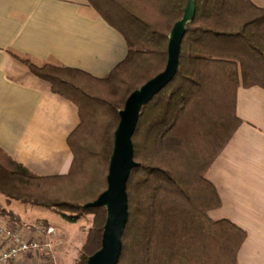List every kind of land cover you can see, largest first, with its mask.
I'll list each match as a JSON object with an SVG mask.
<instances>
[{
  "label": "trees",
  "instance_id": "16d2710c",
  "mask_svg": "<svg viewBox=\"0 0 264 264\" xmlns=\"http://www.w3.org/2000/svg\"><path fill=\"white\" fill-rule=\"evenodd\" d=\"M87 1L125 38L121 63L96 78L23 61L78 108L69 172L37 175L0 149L1 195L71 223L93 216L76 264H87L101 248L106 210L85 205L107 189L119 113L134 91L165 70L170 33L189 0ZM195 8L177 74L142 109L132 138L138 166L127 183L129 217L118 264H239L247 234L210 217L222 200L207 174L243 124L239 88L264 89V8L252 0H195ZM0 214L21 223L1 205Z\"/></svg>",
  "mask_w": 264,
  "mask_h": 264
},
{
  "label": "crops",
  "instance_id": "0c3cea01",
  "mask_svg": "<svg viewBox=\"0 0 264 264\" xmlns=\"http://www.w3.org/2000/svg\"><path fill=\"white\" fill-rule=\"evenodd\" d=\"M252 1L264 8V0ZM127 54L123 35L87 0H0V149L37 175L67 174L73 161L68 138L80 123L78 108L23 61L102 78ZM237 114L243 124L207 174L222 200L209 215L246 232L239 264H264V89L239 88ZM40 221L54 229L49 237L58 263L76 264L91 227L58 229ZM37 257L43 256L12 264H39Z\"/></svg>",
  "mask_w": 264,
  "mask_h": 264
},
{
  "label": "water",
  "instance_id": "95a60500",
  "mask_svg": "<svg viewBox=\"0 0 264 264\" xmlns=\"http://www.w3.org/2000/svg\"><path fill=\"white\" fill-rule=\"evenodd\" d=\"M195 10V0H189L183 18L175 24L170 33L165 70L134 91L119 113L120 121L114 135L107 189L97 200L85 205L86 208H104L107 214L101 248L89 257L87 264L119 263L123 249L122 237L129 217L127 183L131 171L138 166L134 161L132 138L142 109L170 84L177 74L186 26L194 19Z\"/></svg>",
  "mask_w": 264,
  "mask_h": 264
},
{
  "label": "built area",
  "instance_id": "2783aa9c",
  "mask_svg": "<svg viewBox=\"0 0 264 264\" xmlns=\"http://www.w3.org/2000/svg\"><path fill=\"white\" fill-rule=\"evenodd\" d=\"M53 232L52 227L42 223L21 225L0 214V264H12L29 255L54 258V245L48 239Z\"/></svg>",
  "mask_w": 264,
  "mask_h": 264
},
{
  "label": "rangeland",
  "instance_id": "374dc122",
  "mask_svg": "<svg viewBox=\"0 0 264 264\" xmlns=\"http://www.w3.org/2000/svg\"><path fill=\"white\" fill-rule=\"evenodd\" d=\"M0 205L3 208L15 213L18 217H20V219L23 222H35L39 220H49L51 224L58 229L61 228V229H71V230L73 229L82 230L83 227H92V219H93L92 215L86 216L79 223L75 225L74 223L67 221L62 214H59L57 212H54L46 208L24 205L20 202L10 200L6 198L5 196H2L1 194H0ZM40 223H42V225L46 227L43 222H40ZM48 239L52 240L51 237H48ZM53 252H55L54 249H53ZM80 256H81V251H80ZM48 257H47L48 259H45V257L38 258L37 261L39 262V264H59L56 259V256L55 258H52V259L50 258V256Z\"/></svg>",
  "mask_w": 264,
  "mask_h": 264
}]
</instances>
